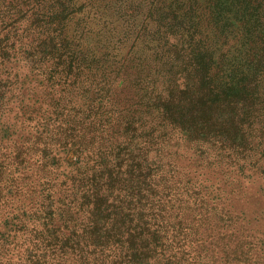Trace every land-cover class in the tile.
<instances>
[{
  "label": "trees",
  "instance_id": "16d2710c",
  "mask_svg": "<svg viewBox=\"0 0 264 264\" xmlns=\"http://www.w3.org/2000/svg\"><path fill=\"white\" fill-rule=\"evenodd\" d=\"M0 264H264V0H0Z\"/></svg>",
  "mask_w": 264,
  "mask_h": 264
},
{
  "label": "rangeland",
  "instance_id": "374dc122",
  "mask_svg": "<svg viewBox=\"0 0 264 264\" xmlns=\"http://www.w3.org/2000/svg\"><path fill=\"white\" fill-rule=\"evenodd\" d=\"M253 199H255V198H253ZM256 200V199H255Z\"/></svg>",
  "mask_w": 264,
  "mask_h": 264
}]
</instances>
